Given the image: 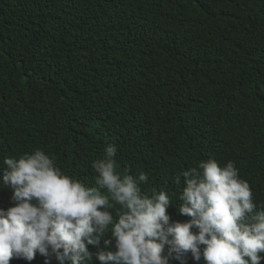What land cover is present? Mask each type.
Segmentation results:
<instances>
[{
  "label": "trees",
  "instance_id": "16d2710c",
  "mask_svg": "<svg viewBox=\"0 0 264 264\" xmlns=\"http://www.w3.org/2000/svg\"><path fill=\"white\" fill-rule=\"evenodd\" d=\"M108 145L144 194H170L172 221L190 219L175 178L209 158L264 210V0H0V174L41 149L92 187Z\"/></svg>",
  "mask_w": 264,
  "mask_h": 264
},
{
  "label": "clouds",
  "instance_id": "9594fccd",
  "mask_svg": "<svg viewBox=\"0 0 264 264\" xmlns=\"http://www.w3.org/2000/svg\"><path fill=\"white\" fill-rule=\"evenodd\" d=\"M116 154L108 145L92 163V187L41 149L5 157L0 183L10 189L11 206L0 207V264H31L37 253L45 264H186L189 253L197 264L264 262V210L257 211L235 162L209 158L175 178L183 183L178 213L190 217L181 222L169 215L170 194H144L148 175H122Z\"/></svg>",
  "mask_w": 264,
  "mask_h": 264
}]
</instances>
